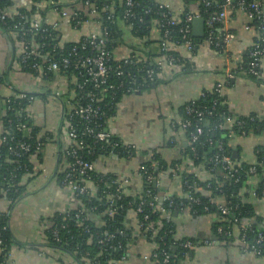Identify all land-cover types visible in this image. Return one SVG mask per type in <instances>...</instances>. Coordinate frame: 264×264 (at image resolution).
<instances>
[{
  "label": "crops",
  "instance_id": "1",
  "mask_svg": "<svg viewBox=\"0 0 264 264\" xmlns=\"http://www.w3.org/2000/svg\"><path fill=\"white\" fill-rule=\"evenodd\" d=\"M24 4L27 0H14ZM169 4L174 13L183 10L181 0H161ZM194 9V8H192ZM48 24L56 22L58 44L77 42L90 31L97 30L96 22L84 23L81 28L58 16L48 7L43 11ZM248 19L241 12H233L226 28L234 34L226 57L224 52L214 50L202 43L196 54L182 65H174L159 73L158 81L150 87L133 94L122 95L117 102L114 114L108 120L112 133L125 141L137 146V155L131 159H118L100 156L95 161V168L100 173H114L118 177L130 179L125 192L128 194L141 192L144 182L135 171L140 164L156 152L167 164L174 161H186L187 143L181 130L174 126L179 119L180 107L189 100L196 99L203 90H210L214 83L223 77V68L228 64L234 67L236 77L226 83L223 94L229 109L234 115L242 116L251 113L264 116V57L261 61L260 76L252 78L246 72L237 69L244 64L243 56L252 43L254 35L245 29ZM121 38L112 49L114 57H121L133 49L143 52V48L154 46L157 34L156 23L152 24L149 33L151 45L145 46L143 40L136 37L128 29L123 20H118ZM151 38V39H150ZM20 45L13 34L0 27V73L6 75L8 84L0 85V97L9 94L8 85L13 89L34 94L35 100L27 107L32 114L41 133L48 132L51 139L42 151V161L36 163L37 174L29 175L22 183L24 193L17 202L11 204L9 227L13 242L10 245L12 264H91L79 262L63 252L50 249L46 242L45 229L49 218L56 212L75 209L78 199L58 181L60 164L56 158V148L62 144L60 134L62 99L70 96L72 74L49 76L33 74L19 69L16 60ZM181 55L188 57L186 52ZM57 88L60 96H54L50 90ZM1 102V101H0ZM1 131V125H0ZM235 156L246 163L255 161L256 148H264V132L236 135L230 140ZM234 153V152H233ZM34 160V159H33ZM132 178V179H131ZM169 193L181 192V181L178 175L170 180L165 179ZM258 179L251 178L250 183L257 186ZM164 189V190H165ZM95 192V191H94ZM93 192V193H94ZM256 212L264 216V201L253 199ZM0 199V209L6 206ZM132 215V212L130 213ZM178 237L210 239L213 244L193 249L192 255L180 260L178 264H264V257L243 252L237 241L235 231L233 241L228 244L214 233L213 223L218 222L217 212L211 211L202 215L180 212L173 218ZM215 236L216 239H213ZM150 251V243L139 238L130 256L123 261L108 264H154L143 255Z\"/></svg>",
  "mask_w": 264,
  "mask_h": 264
},
{
  "label": "built area",
  "instance_id": "2",
  "mask_svg": "<svg viewBox=\"0 0 264 264\" xmlns=\"http://www.w3.org/2000/svg\"><path fill=\"white\" fill-rule=\"evenodd\" d=\"M72 0H27L26 3L20 4L15 2V5L11 9L9 6H0V23L5 24L7 21L11 20L13 23L9 25L8 33L14 35L17 39L20 49L17 55L16 66L19 69L29 68L37 71L39 75L45 76L47 73H52L55 76L63 75L64 71H69V74L73 75L71 80L72 84L69 87L70 96L62 99V110H61V122H60V134L62 136V144L56 148V158L60 164L59 173H61V178L59 180L60 184L67 187L76 198L85 194H93L96 191V184L92 179V174L98 172L95 168V161H91L87 158L90 153L91 145L84 144V136H90L94 139V143L97 141H103L110 139L114 134L109 127L99 128V124L95 122L100 116V103L103 101L102 94L107 90H124L127 94H133L139 92L137 90V84L135 87L133 85L128 86L135 82L136 74L135 71H143L145 73V78L151 82H155L157 79L155 74L157 71L160 73L163 70L170 69L174 65H180L176 63L179 57L175 53L181 54V52H186L188 57L186 60L193 56V42L191 40V26L192 21L195 18L204 19V35L203 40L200 43L207 44L214 50L224 52L226 57H230L228 53L229 45L234 37V34L226 28V25L230 19L233 12H241L248 19V24L245 29H250L253 31V41L247 48V61L244 65L239 64L237 69L247 72L255 77H259L261 72V61L264 57V0H199L200 7H194L188 12L182 15L183 25L179 29L180 40H172L169 36V30L167 26L174 25L181 22L178 14L171 10L169 4L161 1L154 0L156 11L159 12L161 18L158 20H152L150 22V27L153 23L157 25V34L154 36L157 40V53L153 57H148L146 54L149 48H144L143 52H137V49H133L130 53L122 55L117 58L113 56L112 51L108 47V40L112 36L109 28L106 25L102 26L101 13H105V19L108 23L113 24L116 22L117 18L113 13L116 5L114 2L101 1L97 3V0H79V4L76 9H70L69 6ZM185 0H182L184 2ZM35 2V3H34ZM123 4L125 9L121 13V19L125 23L126 27L133 33L137 31V21L139 26L142 24V18L138 17V14L134 11V7L137 5L135 0H120L118 6ZM35 6L36 10L32 16L30 22V27H26V14L20 12L18 9L21 6ZM196 6V5H195ZM17 7V8H16ZM49 8L53 12L57 13L62 19L68 20L74 28H81L84 23L96 22L99 27L97 30H93L82 36L76 44L69 48L65 53H56V46H53L51 50L45 49V42L37 43L34 39L38 31L43 33L49 32L50 29H56V22L48 24L46 18H44L42 12ZM184 8V7H183ZM200 8L206 11V8L213 9L211 12L206 13V17H203L200 12ZM145 13H149L150 9H146ZM127 20L128 22H126ZM218 25V28H217ZM220 25V26H219ZM49 27V28H46ZM163 28V31H162ZM217 28V29H216ZM151 31V28H150ZM199 45V47H200ZM116 61L112 64V61ZM144 63L147 65L146 68H140L137 65ZM185 63V62H183ZM181 63V65L183 64ZM234 67L226 65L223 68V77L217 80L213 85V92L219 97L223 94V89L226 83L231 82L236 77V72L233 70ZM113 74L116 77L127 76L128 82L124 84L122 80L117 84L107 83V78ZM157 76V74H156ZM81 79V80H80ZM89 84L90 89L86 90V85ZM9 88V94L5 96V100L9 102L10 100L20 99L28 100V103L24 107H19L26 118H32V114L28 109V105L35 100V96L31 93L18 90L15 92L11 85L7 86ZM94 89H99L95 92ZM51 94L54 96H60L61 91L57 88L50 90ZM203 92L200 93L202 95ZM113 95V94H112ZM1 101V100H0ZM186 113H193L201 120L205 114L203 110H194L193 108H186ZM209 114L210 111L208 112ZM78 122H74V120ZM253 120V117L250 118ZM234 118L231 116H225L222 121L216 124L217 128L227 129L230 136L233 135L232 122ZM245 124L244 120L237 119L236 125L242 128ZM192 125V120L190 118L179 117L175 122L174 126L181 130L185 136L187 145L190 146L191 152L195 151V143L198 141V137L201 134V127L198 124L194 125V129L186 133L187 128ZM24 124L20 128H23ZM19 128V127H18ZM5 140V137H3ZM112 147L122 148V152L126 157L119 158L118 152L111 151L109 157L118 159H131L137 155V146L131 142L125 141L123 139L112 141L109 143ZM30 143L28 142H18L16 148L21 152H27L29 150ZM35 154L42 151L41 142L36 140L34 145ZM15 155H18L16 150H13ZM85 153V154H84ZM256 162V156L255 161ZM253 162V164H254ZM219 164V167L217 166ZM151 166H156V162L152 163ZM147 167L143 163L139 165L138 170L135 173L143 178L149 184L156 182V187L161 188L164 192H167L166 188V174L161 169H154L149 171L151 168ZM38 166L34 164L31 173L37 174ZM23 168V173L21 176L22 184L25 178L29 175V170L26 166H18L15 169ZM240 163L234 162L228 155L223 154L221 157L215 158L213 165L211 167L205 166L203 163L195 164L191 158L187 156V159L183 163L175 164L174 168L171 169L173 175L176 176L181 171L187 174H192L194 182L197 180L206 181L215 176L214 171H220L224 178L232 177L235 173H239ZM218 169V170H217ZM15 170L9 173V181L13 182V179L18 176ZM248 178L244 180L241 192H247L250 199H260L264 201V198H258L256 193V185L251 184V178L258 179L257 173L254 166L248 168ZM106 174V173H104ZM114 174V173H113ZM111 181V184H115L117 192H125L126 186L130 183V179L118 177ZM173 176V177H174ZM5 179V178H4ZM132 179V178H131ZM237 181V179H235ZM186 182V180H185ZM7 186V187H6ZM9 186H12L9 185ZM9 186L4 183H0V194H6L9 190ZM189 184L188 187H191ZM6 187V188H5ZM165 189V190H164ZM14 191L17 190V186L13 188ZM169 193L159 197V200H170ZM187 203L181 202L179 204L180 212H188L192 215L191 204L199 203V197L189 195L186 193ZM6 201V206L0 209V216H2L7 223H4L0 227V250L5 247V240L1 237V230L7 229L9 227V216L11 213V198L0 197ZM157 196H152V199L148 202V205L153 209L160 210L162 213H166L165 209L157 204ZM214 205L220 217L218 222H228L232 227H228L229 230L224 231L223 225L218 226L217 232L222 233L227 236H234L235 231L237 232V241L240 244L241 249L245 253L259 255V251L254 247H249L245 240V232L247 230L246 223L242 222L240 219L231 214L233 206L230 201H226L221 197L210 198L207 205H204V211L209 209V205ZM62 211V212H66ZM137 211L140 212V204H138ZM195 212V211H194ZM264 217L263 215H261ZM147 218V215H145ZM158 224L161 225L160 221ZM64 225H62V228ZM223 234V233H222ZM51 235L55 240H58V228L57 226L51 228ZM109 235L106 240L111 238ZM263 236L258 233L257 242H261ZM106 240L101 239L98 243L102 244ZM180 240V239H178ZM213 241L210 239H198L195 242L189 239L180 241L179 246L187 251H192L193 249L200 246H210ZM134 244L129 245L128 255L122 256L121 261L126 260L134 248ZM6 248V247H5ZM184 253V252H183ZM184 253V254H185ZM5 256L9 263L11 262V250L10 247L6 248ZM144 259H150L153 262H160L161 264H169L171 255L162 247L159 242L150 243V251L143 255ZM84 262L90 263L88 259Z\"/></svg>",
  "mask_w": 264,
  "mask_h": 264
},
{
  "label": "trees",
  "instance_id": "3",
  "mask_svg": "<svg viewBox=\"0 0 264 264\" xmlns=\"http://www.w3.org/2000/svg\"><path fill=\"white\" fill-rule=\"evenodd\" d=\"M36 1V0H32ZM101 1L114 2L116 8L113 13L117 18L116 22L110 24L105 19V13H101L102 26L106 25L112 36L108 40V47L112 49L117 45L119 39L121 38V31L119 30L118 20L121 19V13L125 6L123 4L118 6L120 0H97V3ZM137 5L134 7V11L138 14L139 18H142L143 22L139 26L137 22V31L133 32L136 37L143 40L145 46L151 45L149 41L150 33V22L153 20H158L161 18L159 12L156 11L154 0H135ZM182 1V0H181ZM199 0H185L182 2L183 13L190 11L194 7H200ZM35 3V2H34ZM79 4V0H72L70 3V9H76ZM9 6L11 9L15 5L14 0H0V6ZM196 5V6H195ZM17 8V7H16ZM146 9H150L149 13H145ZM20 12L26 14V27H30V22L32 16L36 10V7L31 5L29 7L21 6L18 9ZM213 9L206 8V11L200 8L201 15L206 17V13L211 12ZM43 13V12H42ZM180 13V14H181ZM182 15H178L181 22L167 26L169 30V36L172 40H180L179 29L183 25ZM128 22L127 20H125ZM13 21L9 20L5 24L0 23V27L5 32L9 25ZM220 26V25H219ZM49 28V27H46ZM218 28V25H217ZM216 28V29H217ZM163 31V28H162ZM37 43L45 42V49L51 50L53 46H56V53L66 52L77 42H68L64 45L58 44V33L56 29H50L49 32L43 33L38 31L34 37ZM151 39V38H150ZM193 42V55L197 53L200 43L203 38L191 36ZM154 46L149 48L147 52L148 57H153L157 53V40H154ZM146 48V47H145ZM144 49V48H143ZM179 57L176 62L181 65V63L186 62V58L182 57L180 52L175 53ZM247 53L243 56L244 65L247 61ZM116 61H112L114 64ZM140 68H146L147 65L140 63L137 65ZM22 70L29 71L33 74H39L29 68H23ZM136 74L135 82L128 84V86L133 85L135 87L137 84V90H144L155 82L158 81L159 72L157 71V76L155 82H151L145 78V73L143 71H138ZM247 73V72H246ZM69 71H64L63 75H68ZM252 78L255 76L247 73ZM45 76H49L46 72ZM81 80V79H80ZM127 85L128 77L121 76L116 77L111 74L107 78V83H112L117 85L120 81ZM8 84L6 75L0 73V85ZM86 90L90 89L89 84L85 87ZM105 91L103 96V101L100 103V116L95 119L100 126L99 128L108 127V120L114 114L115 106L120 100L122 95L127 94L126 91L121 90ZM15 92L18 90L14 89ZM98 92L99 89H94ZM203 94L199 95L196 99L189 100L184 103L179 110L180 117L190 118L192 120V125L187 128V132L194 129V125L198 124L201 127V134L198 137V141L195 143V151L191 152L190 146L187 145L185 149V155L193 160L195 164L203 163L207 167H211L215 158L221 157L223 154L228 155L234 162L240 163L239 173H235L232 177H222L223 174L220 171H214L215 176L206 181L197 180L194 182L192 174H187L181 171L179 174L181 181V192L169 193L164 192L161 188L153 187L151 184L143 180L144 185L141 192H136L128 194L126 192H117L115 184H111V181L116 178L113 173H100L94 172L92 174V179L96 184V191L93 194H85L79 196L77 199L79 205L75 209H69L66 212H56L49 218V225L45 229L46 242L50 249L57 250L68 254L79 262L88 259L91 264H108L109 262L115 263L120 261L122 256L128 255L129 245L137 242V239L142 238L147 243H152L154 241L161 243L162 247L168 251L171 255L169 264H178L180 260L185 259L189 252L185 253V250L181 248L178 244L180 241L191 240L196 241V238L189 237H178L176 235V226L173 220L174 213H180L179 204L183 202L187 203L186 193L189 195L199 197V203L191 204V211L194 215H202L211 211L217 212V216L220 217V213L214 205H209V209L204 211V205H207L210 198L221 197L224 200L231 202L233 209L231 214L238 217L240 221L246 223L245 240L249 247H254L259 251V255L264 257V217L256 212L255 204L250 199L247 192L242 191V185L245 179L248 178V168L250 166L255 167V171L258 176V182L256 186V193L258 198H264V148H256L255 156L256 162L246 163L241 162L237 157H234V148L230 144L231 138L236 135H247L250 133L260 134L264 132V116L258 115L256 113H251L248 115H234V113L229 109L227 102L225 100L224 94L217 96L213 89L203 90ZM113 94V95H112ZM34 95V94H32ZM1 108H0V183H4L9 186V190L6 194H0V197L11 198V204L20 199L24 193V185L19 184L21 181V174L23 173V168L15 169L18 166H26L29 170L27 175H33L31 173L34 164L40 163L42 161V151L51 135L48 132L41 133L40 127L36 125L33 118H26L25 114L19 110V107H24L27 105L28 100L14 99L7 102L5 97H0ZM193 108L194 110H203L205 114L201 120L193 113H186V108ZM210 111L211 114L208 112ZM225 116H231L234 118L231 126L233 129V135L228 134L227 129H220L216 127V124ZM253 117V120L250 118ZM244 120L245 124L242 128L236 125V120ZM78 122V120H74ZM24 124L23 128H20ZM19 127V128H18ZM5 137V140H3ZM36 140L41 142L42 151L39 153H34V145ZM120 140V138L113 135L110 139L93 142L94 139L90 136H84V144L91 145L90 153L87 158L91 161L97 160L100 156H107L111 151L118 152L119 158L126 157L122 148L110 146V142ZM28 142L30 143L29 150L27 152H21L16 148L18 142ZM16 150L18 155L13 153ZM85 154V153H84ZM34 159V160H33ZM156 162V166H151L152 163ZM179 161H174L172 163H166L160 156L153 152L148 160L144 161L143 164L151 168L149 171L154 169H161L166 174V179L170 180L174 175L171 169L174 168L175 164H179ZM219 167V164H217ZM15 170L18 174L13 179V182L9 181V173ZM218 170V169H217ZM5 178V179H4ZM61 178V173L58 174V181ZM143 179V178H142ZM237 179V181H235ZM186 180V182H185ZM192 184L191 187H188ZM17 186V190L14 191L13 188ZM7 187V186H6ZM5 187V188H6ZM169 193L170 200H159V197ZM152 196H157L155 204L163 207L166 213H162L160 210L153 209L148 205V202L152 199ZM138 204H140L141 211H137ZM195 211V212H194ZM132 212V215L130 213ZM147 215V218H145ZM160 221L161 225L158 224ZM7 221L0 216V227ZM223 225L224 231L229 230L228 227H232V224L224 222L213 223L212 229L215 234H217L218 226ZM62 225L64 227L62 228ZM57 226L58 228V240H55L51 235V228ZM223 233V234H222ZM219 233L226 244L233 241L232 236L224 235V232ZM258 233H261L263 239L261 242H257ZM111 235L112 237L106 240V238ZM1 237L5 240L4 246L9 248L13 242L10 227L5 230H1ZM106 240L104 243H98L99 240ZM180 239V240H178ZM0 250V264H12L9 263L5 256L6 248ZM185 254H184V253ZM154 264H161L157 262Z\"/></svg>",
  "mask_w": 264,
  "mask_h": 264
},
{
  "label": "water",
  "instance_id": "4",
  "mask_svg": "<svg viewBox=\"0 0 264 264\" xmlns=\"http://www.w3.org/2000/svg\"><path fill=\"white\" fill-rule=\"evenodd\" d=\"M204 28H205L204 19L203 18H195L192 21V26H191V34H192V36L202 38L203 35H204ZM0 108H1V102H0ZM235 153L236 152L234 151V153H233L234 157H236ZM151 185L153 187H156V182H152ZM174 214L176 215L177 212H175ZM213 239H216L215 236H213ZM189 255H192V252H189Z\"/></svg>",
  "mask_w": 264,
  "mask_h": 264
}]
</instances>
